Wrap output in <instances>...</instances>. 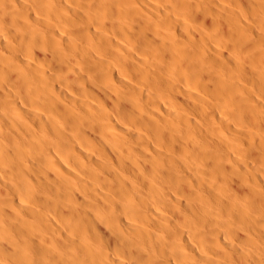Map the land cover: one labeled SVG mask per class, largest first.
Listing matches in <instances>:
<instances>
[{
  "label": "bare ground",
  "instance_id": "obj_1",
  "mask_svg": "<svg viewBox=\"0 0 264 264\" xmlns=\"http://www.w3.org/2000/svg\"><path fill=\"white\" fill-rule=\"evenodd\" d=\"M0 264H264V0H0Z\"/></svg>",
  "mask_w": 264,
  "mask_h": 264
}]
</instances>
